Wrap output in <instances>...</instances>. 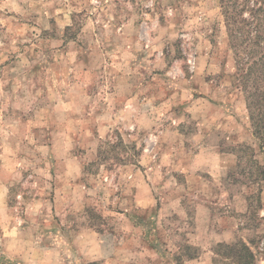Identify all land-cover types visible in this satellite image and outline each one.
I'll list each match as a JSON object with an SVG mask.
<instances>
[{"label":"rangeland","instance_id":"obj_1","mask_svg":"<svg viewBox=\"0 0 264 264\" xmlns=\"http://www.w3.org/2000/svg\"><path fill=\"white\" fill-rule=\"evenodd\" d=\"M238 55L221 0H0V264H264Z\"/></svg>","mask_w":264,"mask_h":264},{"label":"trees","instance_id":"obj_2","mask_svg":"<svg viewBox=\"0 0 264 264\" xmlns=\"http://www.w3.org/2000/svg\"><path fill=\"white\" fill-rule=\"evenodd\" d=\"M221 5L231 47L237 56L239 50L243 58L238 77L250 95L251 120L257 127L254 132L264 141V0H221ZM236 253L240 264H255L254 254L246 243Z\"/></svg>","mask_w":264,"mask_h":264},{"label":"crops","instance_id":"obj_3","mask_svg":"<svg viewBox=\"0 0 264 264\" xmlns=\"http://www.w3.org/2000/svg\"><path fill=\"white\" fill-rule=\"evenodd\" d=\"M15 168V167H14ZM4 227H6V225H4Z\"/></svg>","mask_w":264,"mask_h":264}]
</instances>
